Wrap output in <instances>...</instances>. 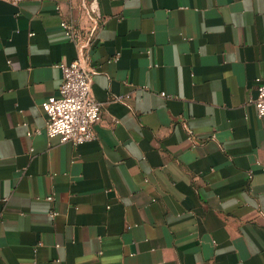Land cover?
Instances as JSON below:
<instances>
[{
  "label": "crops",
  "instance_id": "crops-1",
  "mask_svg": "<svg viewBox=\"0 0 264 264\" xmlns=\"http://www.w3.org/2000/svg\"><path fill=\"white\" fill-rule=\"evenodd\" d=\"M62 20L92 31L78 146L41 109ZM259 75L264 0H0V264H264Z\"/></svg>",
  "mask_w": 264,
  "mask_h": 264
},
{
  "label": "built area",
  "instance_id": "built-area-1",
  "mask_svg": "<svg viewBox=\"0 0 264 264\" xmlns=\"http://www.w3.org/2000/svg\"><path fill=\"white\" fill-rule=\"evenodd\" d=\"M59 25L67 40L78 47L79 56L68 63L56 65L61 71V82L57 95L48 97L41 103L45 115L44 131L48 137H58L61 143L78 146L95 138L94 125L101 117V104L91 91L92 77L96 73V68L90 62L92 31L66 20H62ZM254 81L255 94L247 97L246 104L252 105L257 116L262 117L264 76L259 75ZM52 198V195L47 197L48 200ZM50 215H56V211H51Z\"/></svg>",
  "mask_w": 264,
  "mask_h": 264
}]
</instances>
